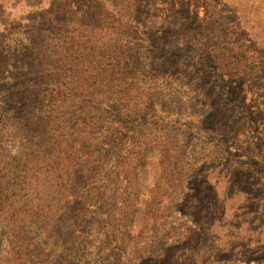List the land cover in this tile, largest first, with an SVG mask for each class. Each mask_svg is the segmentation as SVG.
<instances>
[{
    "label": "rangeland",
    "instance_id": "rangeland-1",
    "mask_svg": "<svg viewBox=\"0 0 264 264\" xmlns=\"http://www.w3.org/2000/svg\"><path fill=\"white\" fill-rule=\"evenodd\" d=\"M0 264H264V0H0Z\"/></svg>",
    "mask_w": 264,
    "mask_h": 264
}]
</instances>
